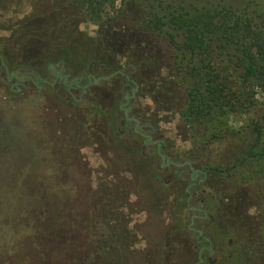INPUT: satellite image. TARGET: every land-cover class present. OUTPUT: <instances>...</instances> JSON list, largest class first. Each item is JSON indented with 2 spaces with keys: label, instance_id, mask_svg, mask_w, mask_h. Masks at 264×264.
Instances as JSON below:
<instances>
[{
  "label": "rangeland",
  "instance_id": "rangeland-1",
  "mask_svg": "<svg viewBox=\"0 0 264 264\" xmlns=\"http://www.w3.org/2000/svg\"><path fill=\"white\" fill-rule=\"evenodd\" d=\"M171 6H225L264 16V0H136L130 7L114 0L107 7L114 16L108 21L113 37L107 38L104 54L129 46L132 54H145L146 68L163 75L166 65L167 79L173 80L170 45L137 23L150 8ZM70 13L67 23L62 16ZM67 24L88 45L102 34L70 7V0H0V52L12 53L3 54L5 65L9 70L31 65L34 54L47 49L45 31L58 28L57 43H64ZM127 25L131 29L123 28ZM20 28L25 29L22 35ZM93 47L89 54L99 52ZM111 90L118 93L117 87ZM100 91L92 92L90 104L113 107L112 92ZM251 95L242 112L224 118L240 131L201 147L192 162L195 169L207 159L240 161L253 139L252 124L264 123V88L254 87ZM153 98L137 97L134 108H160L158 132L166 155L186 159L184 152L192 144L181 116L184 93L173 85L165 92V104ZM66 104L48 86L12 92L0 81V264H192L200 246L205 258L209 247L210 258L223 264H264V242L259 240L264 233V158L246 157L228 175L199 181L197 194L184 203L187 183L172 177V169L163 168V181L134 169L110 139L114 133L108 137V117L100 118L86 104L78 109ZM85 120L93 138L80 132ZM70 121L79 137L68 138L64 132ZM123 140L134 147L127 137ZM136 148L131 154L138 158ZM181 170L186 177L187 167ZM194 203L199 207L193 208ZM206 213L214 218L210 224ZM192 215V226L208 239L197 247L187 228ZM75 259L79 261L72 263Z\"/></svg>",
  "mask_w": 264,
  "mask_h": 264
},
{
  "label": "trees",
  "instance_id": "trees-1",
  "mask_svg": "<svg viewBox=\"0 0 264 264\" xmlns=\"http://www.w3.org/2000/svg\"><path fill=\"white\" fill-rule=\"evenodd\" d=\"M113 1L70 0V7L85 21L104 25L114 17L107 11ZM125 1L128 7L136 2L121 0V6ZM137 23L170 45L171 82L185 95L181 116L193 145L200 149L240 131L224 118L251 103L254 87L264 88V16L225 6H171L150 8ZM251 127L253 139L240 161L219 164L207 159L198 165L202 179L228 175L246 157L264 158V123L254 122ZM259 237L264 242V233Z\"/></svg>",
  "mask_w": 264,
  "mask_h": 264
},
{
  "label": "flooded vegetation",
  "instance_id": "flooded-vegetation-1",
  "mask_svg": "<svg viewBox=\"0 0 264 264\" xmlns=\"http://www.w3.org/2000/svg\"><path fill=\"white\" fill-rule=\"evenodd\" d=\"M52 10L55 12V9ZM62 17L65 18V22L71 23V13ZM50 22H53V20ZM96 25L98 33H102L95 41L92 40L91 43L94 46L93 48L96 46L99 49L97 54H89L88 49L91 45H88V42H84L80 37L77 39L74 34L75 30H71L68 24V28L66 27L64 30V43H61V41L57 43L56 37L58 35L56 31L58 28L52 29L54 32L46 28L45 36H47V39L45 40L47 49L42 51L41 54H34V60L31 65H19L15 69L9 70L5 65L7 62L3 54L12 53L0 52V58L3 60L1 61L0 59V81L12 92H20L22 89L30 88L31 86L35 88L48 86L52 91H58V95L66 99V106H73L78 109L81 105L86 104V108L94 110L100 118L108 117L111 121L112 130H109L107 135L109 137L110 134L114 133L110 139L114 140L115 146L122 149V153L128 155L129 159H131V161L127 160L129 165H132L134 169L139 167L141 170H147V174L150 177H154L157 181L164 180L161 177L164 175L163 168L172 169V172H170L172 177L182 179L187 183L185 190L181 194L182 201L184 203L190 201L197 194L195 187L198 186L199 181L203 180L199 169H195L192 164L198 158L199 147L193 145L188 132L187 135L191 139L192 146L184 152L186 159H183L179 154L166 155L162 135L158 132V122L162 119L160 114H158L160 113V108H157L156 111H150V107L147 110L145 108L146 105H143L139 107V110H136L135 108L138 106L134 105L137 97H142V99L154 97L153 101H159V105L166 103V100H163L165 92L175 85V83L171 82L172 78L167 79L166 65L163 69V75L160 74V70L152 71L148 66L146 68L145 54H132L129 51V46L128 48H123L117 54H104L106 40L107 38H112L113 36L111 35L113 33L109 30V23ZM123 28L131 29L128 25ZM20 30L22 35L25 29L20 28ZM141 58L144 61H141ZM35 61L36 63H34ZM21 62L19 61V64H23ZM96 71L98 72L96 73ZM152 79H154V83L151 82ZM113 87H117L118 93L111 90ZM102 89H108L112 92L109 99L114 104L113 107L110 108L103 103H99L98 106L90 104L94 99L92 92L95 90L103 94L100 91ZM102 100V98H99V101ZM68 123L65 122L66 126L63 128L64 132L69 135L68 138L79 137V135L77 136L78 127H73L71 121L70 126L67 125ZM79 128L86 138H93L92 133L90 134L89 132L92 127L86 120L79 125ZM75 130L77 132H74ZM125 137L134 142L135 148L137 146L136 149L140 153L138 158L131 154L134 147L130 145L129 141L123 140ZM155 159L157 161H154ZM182 166H186L188 169L186 177H182ZM198 174H200V177L196 179ZM196 199L199 200L200 197H196ZM192 207H199V203H194ZM206 216L208 218L207 223L210 224L214 218L211 213H206ZM193 219L194 216L192 215V220L188 222L187 228L189 229L190 238L195 241L194 245L197 247L200 246L202 241L208 239L202 236V231L194 229L192 226ZM128 232L130 231L127 230L124 233ZM205 251L208 254L206 258L202 254L200 246L197 250V258L192 264H223L215 258H210V254H212L211 248L206 247Z\"/></svg>",
  "mask_w": 264,
  "mask_h": 264
}]
</instances>
